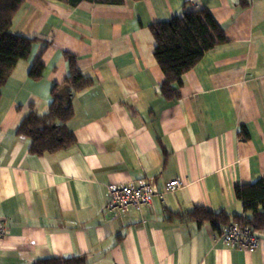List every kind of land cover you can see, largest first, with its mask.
Returning a JSON list of instances; mask_svg holds the SVG:
<instances>
[{"label":"crops","instance_id":"0c3cea01","mask_svg":"<svg viewBox=\"0 0 264 264\" xmlns=\"http://www.w3.org/2000/svg\"><path fill=\"white\" fill-rule=\"evenodd\" d=\"M202 8L227 41L168 101L149 25ZM11 31L40 40L0 89V264L77 255L86 264H264L261 248L230 247L208 223L167 218L203 206L236 221L234 187L264 178V0H25ZM63 51L95 83L73 101L76 142L30 154L15 130L30 107L46 110L69 73ZM37 59L42 76L32 79ZM139 178L151 203L106 211L107 185ZM175 178L184 185L160 198Z\"/></svg>","mask_w":264,"mask_h":264},{"label":"trees","instance_id":"16d2710c","mask_svg":"<svg viewBox=\"0 0 264 264\" xmlns=\"http://www.w3.org/2000/svg\"><path fill=\"white\" fill-rule=\"evenodd\" d=\"M76 5L83 0H60ZM106 4L121 3L122 0H87ZM25 0H0V89L10 76L16 63L25 59L36 41V36H25L11 31L13 18ZM155 40L154 58L163 72L164 79L158 85L159 94L168 101L180 97L182 75L194 67L206 52L225 43L226 37L219 23L208 9L183 11L165 21L149 25ZM69 63V73L60 83L50 89L51 100L45 111L30 107L15 133L28 139V152L35 155L52 154L72 146L76 139L68 128L73 117V101L79 93L94 85L91 76L84 75L76 64V56L63 51ZM43 65L37 59L28 71L32 79L42 76ZM235 197L242 203V214L234 219L248 225L255 232H264V178L234 187ZM180 221H195L199 225L208 223L218 232L229 223L223 211L213 212L203 206H193L183 213H172L168 217ZM32 264H86L84 255L73 257H40Z\"/></svg>","mask_w":264,"mask_h":264},{"label":"built area","instance_id":"2783aa9c","mask_svg":"<svg viewBox=\"0 0 264 264\" xmlns=\"http://www.w3.org/2000/svg\"><path fill=\"white\" fill-rule=\"evenodd\" d=\"M184 185L181 179L175 178L165 184L163 190L156 194L162 198L166 192H172ZM108 200L105 209L108 212L121 211L126 213L130 206H148L154 191L144 178L128 183H111L107 185ZM221 241L234 248L252 252L257 248L264 250V240L251 227L239 221L229 222L219 233Z\"/></svg>","mask_w":264,"mask_h":264}]
</instances>
